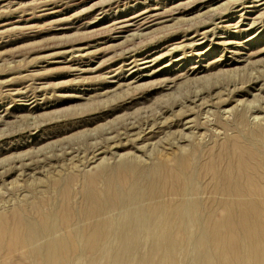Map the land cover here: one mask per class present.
Instances as JSON below:
<instances>
[{
    "label": "rangeland",
    "instance_id": "374dc122",
    "mask_svg": "<svg viewBox=\"0 0 264 264\" xmlns=\"http://www.w3.org/2000/svg\"><path fill=\"white\" fill-rule=\"evenodd\" d=\"M72 1L60 0L56 5L54 0L52 2L48 0H0V218L5 220V222L2 219L0 221V263L34 264L36 257L31 253L27 254V249L23 245L18 246L22 234L19 233L15 238H11L13 236L2 234L1 230L6 224L11 226L16 217L25 215L26 218L37 222L38 219L40 221V213L52 215L54 211L50 208L58 207L56 212L62 210L61 216H53L49 221V228L54 230V238L61 237L64 243L55 247L58 255L50 260L51 264H264V237L255 240L256 244H251L252 240L248 237H240L241 231L239 230L241 229H236L235 232L228 234L229 237L220 240L218 238L220 235L227 234L233 229L228 224H222L219 227L208 225L200 232L201 234L189 224L186 233L192 237V240L186 246H183L181 242L164 243L165 241L154 245L139 244L137 241H129L126 245L115 242L112 250H115L117 254L108 262L107 257L101 254H91L89 250L92 246L91 238L82 231L88 225V221L79 218L67 227L58 223L67 214V208L70 210L79 205L80 209L83 208L82 199L84 198L82 197L90 188L89 179H87L89 176L99 177L96 182L94 181V185H98L99 188L102 186L98 173L101 163L106 162L112 166L119 163L127 154L134 153L144 163H148L147 165H153L157 156L163 157L172 151H189L192 144L198 145L199 148L204 146V153L205 150L210 152L209 149L216 147L215 143H219L223 138L226 140V137L231 138L235 132L239 133L235 129L236 123L233 124V121L238 120V114L245 115V121L249 126L251 124L255 127H264V108L261 109L263 111L259 109L262 103L264 107V96H262L264 95V90H262L264 89V8L259 10L260 13L263 12L261 15L258 14L259 11L254 13L255 21L245 20V23H240L237 28H226L224 23L226 24L229 19L234 23L238 21L239 17H235V12H239L243 7L242 3L249 0L245 2L244 0H141L142 4L133 5V7L132 5L123 6L124 2L131 3L134 0H127V2L126 0H80L81 3L71 5ZM116 1H120L118 2L119 10ZM96 2L100 3L93 6ZM147 3L161 5V11L165 14L161 19V24L158 23L146 29L145 32H149L148 34L133 30L131 32L138 34L123 33L122 36L126 38H116L117 29H110L112 32L107 33L109 29H106L105 25L112 22L113 14L112 17L108 16L109 18L104 19L100 7L111 8L113 13L125 14L142 8ZM174 5L178 6L171 9L170 7ZM228 5L231 8L228 9ZM166 6H170L169 10ZM211 7H215V10ZM85 8L86 10H83ZM218 8L221 12L217 11ZM236 8H238L237 11ZM168 17L169 20H167ZM256 19L260 21L256 22ZM251 22L254 25H252V30H249ZM100 27H104L107 34ZM242 28H247L249 31ZM84 31L87 36L86 33L83 36ZM196 34H201V36ZM110 35H114L113 38ZM222 39L234 42L233 47L239 49L240 53L233 54L230 52L232 50L227 51L220 43ZM192 42L194 44H190ZM79 48L80 51L77 50ZM79 54L85 55L79 56ZM126 54H129L130 58ZM146 56L150 60L154 59V65L149 72H145L148 73L147 75H143L144 72L139 69L140 66L136 67L132 62L136 58L141 60ZM110 73L111 76H109ZM232 83H235L233 88L236 86V89L234 88L236 91L231 89L235 92L232 94L228 93L231 92L228 90L226 93L231 96L225 98L228 96L224 88H232ZM239 83L248 84L244 85V88ZM238 84L241 90L238 89ZM255 92H259L258 99L253 96ZM196 94L199 96L197 97ZM218 95L228 101L222 99V104ZM201 96L206 99L205 102L211 99L210 101L214 103L208 102L211 105L216 104L217 109L214 105L210 106L209 103L207 105V102L205 103L208 107L207 113V107L203 106L204 103L199 104L204 107L203 109L198 108L199 105L195 106V103L203 102ZM233 98L236 100L234 101ZM239 98L245 100L239 103L237 100ZM213 99H218V102L216 103ZM252 102L255 109L250 104ZM245 103L250 104V109L253 107L252 111ZM233 105L240 106L233 107ZM185 106H191L190 110H193V113L190 114L189 108ZM241 106L242 110H240ZM185 109L187 113L184 112ZM212 109L219 112L212 114ZM207 114L210 119H207ZM214 114L218 117L221 115L220 119L217 115L213 116ZM203 115L207 120L202 117ZM257 116L263 117L258 118ZM221 119L224 124L220 122ZM191 123H194L192 127L189 126ZM208 123H211V126ZM225 123L231 125L229 128L227 125V129H222ZM196 134L199 136L201 134V137ZM190 137H192L191 141ZM144 141L146 143L154 141V143L148 142L147 145ZM208 145L209 148H207ZM203 152H200L202 154L200 161H195L198 169H202L207 161L211 160L208 156L210 153L206 152L205 156ZM198 165L203 166L201 168ZM30 174L31 177H29ZM54 179H60L62 186L58 187L54 184ZM207 184H210L209 179L193 183L192 188L199 189L201 192H194L193 196L187 194V197H190L185 199L188 200V205L190 199L194 200L191 201L194 204L190 203L191 205L187 207L192 208V205L197 207L198 204L195 202L198 201L201 207L198 206L199 209L207 207L206 212L202 211L204 213L202 215H207L205 217L210 220L219 221L228 218V213L218 209V206L216 209V204L212 203L218 198L209 192L210 190L208 191L210 186ZM207 186L209 187L206 188ZM64 191H68L69 194H65ZM172 196L166 195V200H171ZM175 199L178 198L175 197ZM209 200H212L213 206L207 202ZM38 205L41 211L35 212L36 215H34L33 211L36 210L34 207ZM212 207H215L214 210ZM21 209L23 213H19ZM119 216L116 215L114 218L122 222ZM166 216V213L162 214L161 220L166 219ZM70 233L75 235L69 237ZM47 241L42 240L39 244H45ZM124 246L135 249L140 247L142 255L139 256L136 252L129 256L121 254ZM63 249H65V256L62 253ZM48 250L45 253L51 256L54 249L49 248ZM171 250L173 255L170 253ZM70 251L73 252L71 256L66 254L71 253Z\"/></svg>",
    "mask_w": 264,
    "mask_h": 264
},
{
    "label": "bare ground",
    "instance_id": "6f19581e",
    "mask_svg": "<svg viewBox=\"0 0 264 264\" xmlns=\"http://www.w3.org/2000/svg\"><path fill=\"white\" fill-rule=\"evenodd\" d=\"M48 1L52 2V0H48ZM58 1H60V0H57V1L54 0L56 5H57ZM69 1H71V0H69ZM120 1H118V2H120ZM211 1H213V0H211ZM226 1H228V0H226ZM81 2L82 1H80V0H73L70 4L76 5V4L81 3ZM118 2H117V8L119 10L120 5L118 4ZM126 2H127V0H126ZM171 2H173V1H171ZM244 2H245V0H244ZM45 3H47V2H45ZM99 3L100 2H98V3L96 2L95 4H93V6L98 5ZM192 3H194V2H192ZM138 4H142L141 0H134L131 3H129V2L125 3L124 2L123 7H125V6L130 7V5H132V7H133V5L135 6ZM42 5H43V3H42ZM110 5H112V3H110ZM164 5H165V2H164ZM172 5H173V3H172ZM183 5H184V3H183ZM203 5H204V3H203ZM203 5H201V6H203ZM207 5H208V3H207ZM229 5H230V3H229ZM229 5H228V9L231 8V7H229ZM242 5H243V7L241 8V10H239V12L236 13L234 10V12L236 14L235 17H239L237 22L235 21V23H234L230 19L228 21L223 19L224 21H227L226 24L224 23V25H226V28L227 27L237 28L238 25L240 23H243L245 20H247V21L254 20V18H253L255 16L254 13L259 11L260 9L264 8V0H249L248 2H246L244 4L242 3ZM177 6L178 5H174L170 8L173 9ZM166 7H168V6H166ZM169 7L167 8L168 10H169ZM220 7L221 6H219V8ZM100 8H102V17L104 19L113 14L112 15L113 16L112 22L110 24L105 25L106 26L105 28L109 29L108 32L106 29H104V27H100V28L102 29V31H105V33L106 32L110 33V32H112L111 30L117 29L118 34H117V36L115 35L116 38H121V37L126 38L124 35L122 36V34L123 33H129V32L133 33V32H131L133 30L134 31L137 30L139 33H144L146 31V29H149L150 27H153V26L157 25L158 23L162 22L161 19L164 18L163 16L165 15L163 13V11H161L162 10L161 5H158V4L153 5L150 3H147V5H144L142 8H139L137 10H133L132 12L125 13V14L117 13L115 11H114L115 13H113V9H111V8L105 9L104 6H102ZM115 8H116V6H115ZM117 8H116V11H118ZM180 8H183V7H180ZM185 8L187 9V7H185ZM211 8L213 10H215V7L214 8L211 7ZM219 8H218V10L217 9L216 10L219 11L220 10ZM164 9H166V8H164ZM209 9H210V7H209ZM226 9H227V7H226ZM237 9L238 8H236V11H237ZM83 10H86V8ZM83 10L81 9L82 12H83ZM198 10H200V9H198ZM211 12H213V11H211ZM219 12H221V10ZM263 12H264V10H263ZM263 12H261V13H263ZM74 13H77V12H74ZM170 13H171V11H170ZM238 13H240V14H238ZM261 13L259 11L258 14L261 15ZM114 15H116V16H114ZM199 15H200V13H199ZM80 17H82V16H80ZM75 18H77V17H75ZM82 18H85V17L83 16ZM171 18H173V17H171ZM174 19L176 20L175 17H174ZM70 20H72V19H70ZM167 20H169V17ZM167 20H163V21H167ZM261 20H262V18H261ZM172 21H174V20H172ZM257 21H260V19L259 20L256 19V22ZM64 22H66V21H64ZM248 24L249 23H247V25ZM67 25H66V27H67ZM215 25H217V24H215ZM252 25H254V23L251 22L249 24V28H248L249 30H252V28H253ZM222 26H223V24L221 25V27ZM75 27H78V26H75ZM79 27H81V26H79ZM216 28H218V27H216ZM79 29L80 28H78V30ZM88 29H89V27H88ZM248 29L246 28L245 31H249ZM150 30H152V29H150ZM81 32H83V30ZM81 32L78 34H81V35L84 34L83 36H85L86 32L84 31L83 34ZM92 33H93V30H92ZM135 33H133V34H135ZM148 33H146V34H148ZM198 33H200V32H198ZM78 34H75V35L78 36ZM136 34H138V33H136ZM196 35L201 36V34H196ZM86 36H87V33H86ZM110 36L113 38L114 35L113 36L110 35ZM132 37L133 36H131V38ZM250 37L251 36H249V38ZM73 40H75V39H73ZM122 41H124V40H122ZM75 42L76 41H74V43ZM220 43L224 46L225 49H227V51L232 50L230 52H232L233 54L240 53L239 49H236L235 47H233L234 42H231L230 40L229 41L223 40ZM240 43H242V42L240 41ZM190 44H194V43L192 42ZM242 47H244V46H242ZM70 48H72V47H70ZM77 50L80 51V48ZM200 52L202 53V51H200ZM242 53H244V52H242ZM246 54H248V53L246 52ZM84 55L79 54V56H84ZM72 58H74V57H72ZM232 58H235V57H232ZM238 59H240V58H238ZM139 60L140 59L136 58L134 60V62H132V63L133 64L135 63L134 66H136V67L140 66L139 69H141V71L144 72L142 74L147 75L148 73H145V72H149V70L153 67V65H154L153 60L154 59L150 60V59H148V56H146V57L142 58L140 60V62H138ZM235 60H237V59H235ZM68 62H70V61H68ZM84 62H85V60H84ZM74 64H76V62H74ZM86 65H87V63H86ZM81 66H83V65H81ZM119 68H121V67L119 66ZM82 69H83V67H82ZM127 69H129V68H127ZM129 73H130V71H129ZM254 75H256V74H254ZM109 76H111V73ZM251 78H250V80H251ZM247 79H248V77H247ZM112 82H114V81H112ZM176 82H174V83H176ZM247 82L249 83V81H247ZM244 83H246V81ZM233 84H235V83H232V88H230V89L224 88V89H226L225 94H227V96L229 95L228 93H232V94L235 93L234 91L232 92V90H231V89H234L236 87L235 86L233 88ZM239 84H238V89H240V86L242 87L245 85V84H243V85L240 84V86H239ZM245 86H244V88H245ZM253 88H255V87L253 86ZM260 89H261V87H260ZM228 90H230L231 92L226 93ZM255 90H257V89H255ZM262 90H264V89H262ZM249 92H250V90H249ZM259 92L258 93L255 92L256 93L255 95H253L254 92L250 93V94H252L254 97H257V99H258L259 97L257 96V94H259ZM196 96H197V94H196ZM230 96H228V97L225 96V98H229ZM262 96H264V95H262ZM212 97H208V98L210 99ZM219 97H218V99H219ZM208 98H207V100H208ZM225 98L223 97L219 101H221V103L223 104L222 99H225ZM202 99H203V97H202ZM202 99H201V101H202ZM218 99L217 100L215 99L216 103L218 102ZM240 99L241 98L237 99L239 103L241 101L245 100V99H242V100H240ZM247 99H249V98H247ZM205 100L206 99H203L202 103L199 101L200 103L197 102L198 104L195 103L194 105L196 106V105L203 104V103L205 104L206 102H207L206 103L207 105H208V103L210 104V106L214 105V104L211 105V103H214V102L210 101L211 99L208 100L211 103L208 101L205 102ZM225 100H227V99H225ZM230 100H229V102H230ZM233 100L235 101L236 98L235 99L233 98ZM194 101H195V99H194ZM221 103L219 102L220 105H221ZM225 103H226V101H225ZM239 103H236V104L238 105ZM247 103H249V101H247ZM206 104L203 106L205 107ZM250 104L253 106V102ZM250 104L249 105L246 104V106H248V108H249ZM262 104H261V108H259L260 110L262 108H264L262 106ZM194 105H193V107H194ZM237 105H233V107H235ZM191 106L190 107L185 106L187 109L189 108L188 111L190 112V114L193 113V110H190ZM199 106L200 107H198V106L197 107L200 109L204 108V107H202V105H199ZM239 106H237V107H239ZM242 106H243V102H242ZM242 106H241L240 110L243 109ZM253 107L255 109V106H253ZM253 107H251V109ZM215 108H216V106H215ZM228 108H232V107H228ZM187 109H185V111H184L185 113H187L186 112ZM192 109H194V108H192ZM216 109H214V111H213V109L211 110L212 114H213V112H215V113L217 112ZM234 109H236V108H234ZM244 109H246V108H244ZM251 109L249 108V110H251ZM256 109L258 110V107ZM207 110H208V107L206 109V113H207ZM223 110L226 111V109H223ZM237 110L240 111L239 109H237ZM195 111L197 113V110H195ZM228 111H230V110L228 109ZM231 111H232V109H231ZM243 111H241V112L243 113ZM261 111H263V110H261ZM202 112L203 111H201V113ZM233 112L235 113L234 110H233ZM208 113H209V111H208ZM248 113H250V111H248ZM248 113H247V115H248ZM230 114H232V113H230ZM244 114H246V113H244ZM208 115L209 114H207V116L206 115L205 116L208 117ZM210 115H211V113H210ZM215 115H217V114H214L213 116H215ZM219 116L221 117V115H219ZM223 116H222V119L224 118ZM226 116H227V114H226ZM226 116H225V118H226ZM244 116H243V114H240V115L238 114V120L233 121V124L235 122L237 125V127L234 126L235 129H237L236 131L237 132L239 131V133H237L238 136H236L237 134L235 132V134H236V135L234 134L235 136L233 135L231 138L228 136L229 138L226 137L225 138L226 140H224V138H223V140H220L221 143L219 141V143H217V144L215 143L216 144L215 145L213 142L212 144H214V146H216L217 148L212 147L211 149H209L210 152H208V150L207 151L205 150V153L206 152H208V154L210 153V155H208V156L211 157V160L209 159L210 161L209 162L207 161L206 166H204L203 168L201 167L204 165L203 164L204 162L202 161L203 165H201V166L198 165L202 169H198L195 161L197 160L196 162H198V160L200 159V156L202 155L200 152L204 151V149H203L204 146L201 147L202 148V151H201V148H199V146L198 145L196 146L195 144H192V145L196 146V147H193V146L191 147V145H190V147H191L190 150L186 151V152H184L183 150H179V151H174V152L172 151V153H170V154L169 153L165 154L163 157L157 156V158L155 159V163L153 162L154 163L153 165H147L148 163L147 164L144 163V161L140 160L137 157V155L134 153L127 154L126 157H123L119 161V163L112 165V166L107 164L106 162L101 163L99 165V168H98V171H99L98 173H99V176L101 178L100 182L102 181V184H101L102 186L99 188L98 185H94V181L96 182L97 181L96 179H98L99 177L96 178L95 176H89L87 179H89L88 185L90 186V188L87 189L86 195H84V197H82V198H84V199H82L83 200V208L80 209V205H79V207H76V208H70V210L67 207H65V208H67V214H65L62 217L63 219L58 223H60L61 226L67 227V226L71 225L72 223H74L75 221H77L79 218L85 219L86 221H88V225H86V227L82 231L86 232V234L88 235L87 237L91 238L92 246H90L89 250H91V254H101L105 258L107 257L108 262L110 261V259L113 256H115V254H117L115 250H112V245L115 242H119L122 245H126L129 241H132V242L137 241V243H139V244L148 243V245H154L155 243H162L165 241L164 243L181 242V244H183V246H186V244H188V242L192 240V237L186 233V230H187L189 224H191L193 226V228L199 230L198 231L199 233L201 231H203V229H206L208 225L214 226V227H219L222 224H228L230 227H233V229L230 230L227 234L220 235L218 237L220 240H224L227 237H229L228 234L231 232H235L236 229H238V230L241 229V230H239V231H241L240 237H248L252 240L251 244H256L255 240L264 237V127L263 128L262 127H255V126H252L251 124H250V126H252V127H250L246 123ZM260 116L259 117L257 116V117L262 118L264 115L262 117H260ZM202 117H204V115ZM209 117L207 119H210ZM217 117H218V115H217ZM220 117H218V118L220 119ZM257 117H255V118L257 119ZM236 118H234V119H236ZM247 118H248V116H247ZM222 119L220 122L222 124H224L222 122ZM189 120H191V119L189 118ZM215 121H216V118H215ZM223 121L225 122L224 119H223ZM3 122H5V121H3ZM189 122L190 121H188V123ZM207 122H209V121H207ZM226 123H228V122H226ZM230 123H231V121H230ZM193 124L191 123L190 125L189 124L188 125L192 127ZM208 124L210 125L211 123H208ZM214 124H216V123L214 122ZM222 124H221V127H222ZM183 125H185V124H183ZM227 125L228 124H226L225 127H222V129L223 128L227 129L226 128ZM230 125H228L227 127L229 128ZM150 128H151V126H150ZM230 128H233V127H230ZM148 130H150V129H148ZM134 131H136V130H134ZM131 132H133V131H131ZM153 134H155L154 131H153ZM122 135H121V137H122ZM131 136H132V134H131ZM147 136H148V134H147ZM180 136L182 138V135H180ZM193 136L194 135H192V137ZM196 136H199V134H196ZM135 137H137V136L135 135ZM139 137H140V134H139ZM192 137H190V141H191ZM199 137H201V134ZM141 138H142V136H141ZM181 140H183V139H181ZM195 141H193V142H195ZM222 141H224V142H222ZM148 142L150 143V141H148ZM215 142H217V141H215ZM151 143L153 144L154 141L153 142L151 141ZM212 144H211V146H213ZM137 148H138V146H137ZM207 148H209V145ZM206 154H205V156H206ZM96 157L97 156H95V158ZM26 160H28V159H26ZM21 163H23V162H21ZM28 163H30V162H28ZM18 164H19V166L21 165L19 162H18ZM39 164L41 166V163H39ZM199 164H201V162ZM30 165H31V163H30ZM34 165H35V163H34ZM45 169H43V170H45ZM22 170H23V168H22ZM24 171H26V170H24ZM17 172H18V170H17ZM37 174H38V172H37ZM33 175H34V172H33ZM29 177H31V174L29 175ZM205 179L210 180V184H207L210 187L209 186L206 187V188H208V187L210 188V189L208 188V191L210 190L209 192H212L218 198L217 200L214 198L215 200L212 199L213 201L209 200L207 202H209L210 205H212V203L214 202L216 204L215 205L216 209L218 206V209H221L223 212L228 213V215H229L228 218L221 219L219 221H212L209 218L205 217L207 215H202V214H204L202 211L204 210V212H206L205 209H207L204 201H202V202L204 203V205L206 207L205 209H199L198 208V206L200 205L199 204L200 202H198V201H197L198 203L195 202V204H198L197 207L194 205H192V208H191V206H190V208L187 207L191 204H194L193 202L191 203V201H194L193 199L189 200L191 204L190 203H189V205L187 204L188 200H185L187 197V194H191L193 196L194 192H196V193L201 192V190H199V189H196V188L193 189L192 188L193 183L198 181V180L203 181ZM53 183L56 184L58 187L62 186L61 185L62 181L60 179H54ZM64 184H66L65 181H64ZM93 185H94V187H93ZM96 186H98V187H96ZM204 186H202V187H204ZM66 187H67V185H66ZM197 188H199V187H197ZM205 190H207V189H205ZM66 193H68V191L65 192V194ZM212 193H211V195L214 196ZM68 194H67V196H68ZM207 194L210 195V193H208V192H207ZM166 195H173L172 196L173 198H171V200L170 199L166 200V198H167ZM174 195H176V196H174ZM195 196H198V195H195ZM175 197H177L178 199H175ZM173 199L176 201H174ZM198 200H200V199H198ZM67 201H66V203H67ZM211 201H212V203H211ZM203 203H202V205H203ZM56 205H57V203H56ZM210 205L208 206V203H207V206L209 207V209L211 208ZM215 207H212V209L214 210ZM34 209H36L33 211L34 215H36L35 212L41 211L40 205L34 207ZM50 209H53L54 213L52 215H49L50 213L49 214L48 213L47 214L40 213V221L38 219L37 222L33 221L32 219L26 218V216L24 215L25 213H24L23 214L24 217L23 216L22 217H16L14 222L11 225V221H12L11 217H13V216H11L10 217L11 221L9 220L11 226H8V224H6V225L3 224V225H5V227L4 228L2 227L3 229L1 228L2 229L1 233L8 235V236H13L11 238H15L17 236V234H19V233L22 234V236L19 239L20 241H18L20 243V245H18V246L23 245V247L25 249H27V252H26L27 254L31 253L36 257V262L34 264H51L50 260H52L53 258H56V256L58 255L56 253L55 247L64 243V240L60 239L61 237L54 238V235H53L54 230H51L49 228V224H50L49 221L52 219L53 216L58 215L60 217L61 216L60 212L62 210L61 211L57 210L58 212H56V209H54V208H50ZM42 210H43V208H42ZM49 212H51V211H49ZM19 213H23V210L21 209V212H19ZM164 213H166V215H167L165 217L166 219L161 220L160 216ZM8 215H10V214H8ZM38 215L36 217H38ZM116 215L117 216L120 215L119 217L122 218V222H119L118 221L119 219L115 220L114 216H116ZM1 219L3 221L2 217L0 218V221H1ZM34 220H35V218H34ZM3 222H5V220ZM38 222L41 223V225ZM1 225H2V222H1ZM242 229L244 231H242ZM73 235H75V234L70 233L69 237H72ZM204 237L206 239H208L207 236L204 235ZM45 239L48 240L47 243L44 242L45 244L40 245L39 243ZM13 243H15V242H13ZM49 248L54 249V253L51 256L49 255V253L48 254L45 253V251H47ZM134 249L135 248H133V247H125L124 246L121 250V254H125V255L129 256V255H132L133 253L136 252L139 256L142 255V250L140 247H137L135 250ZM89 250H88V254H89ZM172 250L170 253L173 255L174 253H172ZM72 251L75 252V250H73V249H72ZM72 251H70L71 253L67 252L66 254L72 255L73 254ZM62 253L65 256V249L62 250ZM0 264H2V263H0ZM3 264H6V263H3Z\"/></svg>",
    "mask_w": 264,
    "mask_h": 264
}]
</instances>
